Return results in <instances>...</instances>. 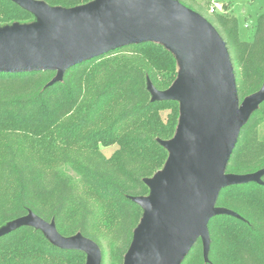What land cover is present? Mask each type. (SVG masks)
<instances>
[{
	"label": "trees",
	"instance_id": "trees-1",
	"mask_svg": "<svg viewBox=\"0 0 264 264\" xmlns=\"http://www.w3.org/2000/svg\"><path fill=\"white\" fill-rule=\"evenodd\" d=\"M70 9L94 0H36ZM221 33L238 74L241 99L264 84V13L252 41L242 40L238 18L210 11L211 0H179ZM37 15L17 0H0V28L28 26ZM123 49L128 50L123 52ZM180 61L158 42L109 51L67 69L0 74V231L30 213L53 222L64 237L81 234L101 248L112 236L123 264L145 210L136 200L151 194L148 180L165 167L181 118L180 103L154 99L177 79ZM167 112L166 116L163 113ZM264 102L242 127L227 172L264 168ZM116 145L107 156L102 147ZM222 189L219 214L208 224L210 250L201 239L184 264H264V175ZM87 253L57 246L40 228L24 224L0 234V264H87ZM103 264V263H102Z\"/></svg>",
	"mask_w": 264,
	"mask_h": 264
},
{
	"label": "water",
	"instance_id": "water-1",
	"mask_svg": "<svg viewBox=\"0 0 264 264\" xmlns=\"http://www.w3.org/2000/svg\"><path fill=\"white\" fill-rule=\"evenodd\" d=\"M38 22L0 28L2 72L56 71L50 84L67 69L125 46L158 42L171 49L182 69L166 90L150 88L154 99L181 100L175 136L164 169L148 180L151 194L136 200L145 213L123 264H184L199 239L207 259L208 224L219 214L238 216L217 205L223 188L263 182L264 168L248 174L228 173L242 127L264 102L262 88L240 98L231 51L218 29L179 0H94L58 9L36 0H17ZM29 224L42 229L57 246L87 253V264H102L93 240L64 237L53 222L30 213L0 234Z\"/></svg>",
	"mask_w": 264,
	"mask_h": 264
},
{
	"label": "rangeland",
	"instance_id": "rangeland-1",
	"mask_svg": "<svg viewBox=\"0 0 264 264\" xmlns=\"http://www.w3.org/2000/svg\"><path fill=\"white\" fill-rule=\"evenodd\" d=\"M221 1H224L229 4L230 12H228L227 14L235 15L238 18L240 38L242 40L252 41L254 39L258 17L262 13H264V0H221ZM213 4H214V0H211L210 11L215 10V9H212ZM221 4L223 7L222 2ZM223 10L221 11L223 12ZM127 51L128 50L123 49L122 53L127 52ZM181 69L182 67L180 66V70ZM150 85H152L151 82H150ZM174 100L179 101L180 108H181V100H178V99H174ZM166 114L167 112H164L163 116L165 117ZM260 133L262 136H264V123H262L260 126ZM116 147H117L116 145H110V146L102 147V150L107 156H109L114 152ZM102 243L104 246L103 264H118L113 254L114 242H113L112 236L110 234H106V236H103Z\"/></svg>",
	"mask_w": 264,
	"mask_h": 264
},
{
	"label": "built area",
	"instance_id": "built-area-1",
	"mask_svg": "<svg viewBox=\"0 0 264 264\" xmlns=\"http://www.w3.org/2000/svg\"><path fill=\"white\" fill-rule=\"evenodd\" d=\"M212 9H219V10H223L222 4L219 1H214V4L212 5Z\"/></svg>",
	"mask_w": 264,
	"mask_h": 264
},
{
	"label": "crops",
	"instance_id": "crops-1",
	"mask_svg": "<svg viewBox=\"0 0 264 264\" xmlns=\"http://www.w3.org/2000/svg\"><path fill=\"white\" fill-rule=\"evenodd\" d=\"M214 1H218V0H214ZM219 1H221V0H219ZM223 4H226L227 5V10L229 11V4L228 3H226V2H224V1H221ZM230 12V11H229Z\"/></svg>",
	"mask_w": 264,
	"mask_h": 264
}]
</instances>
